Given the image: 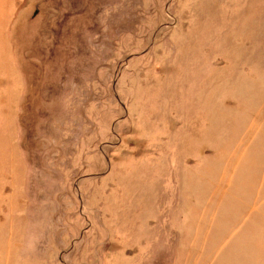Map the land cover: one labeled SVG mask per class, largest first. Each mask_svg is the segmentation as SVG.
Listing matches in <instances>:
<instances>
[{
  "label": "rangeland",
  "instance_id": "1",
  "mask_svg": "<svg viewBox=\"0 0 264 264\" xmlns=\"http://www.w3.org/2000/svg\"><path fill=\"white\" fill-rule=\"evenodd\" d=\"M0 264H264V0H0Z\"/></svg>",
  "mask_w": 264,
  "mask_h": 264
}]
</instances>
